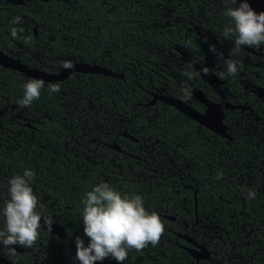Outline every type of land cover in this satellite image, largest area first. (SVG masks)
Listing matches in <instances>:
<instances>
[{
    "label": "flooded vegetation",
    "instance_id": "af4514ba",
    "mask_svg": "<svg viewBox=\"0 0 264 264\" xmlns=\"http://www.w3.org/2000/svg\"><path fill=\"white\" fill-rule=\"evenodd\" d=\"M66 2L0 0V52L26 68L52 75L61 70V61L95 65L116 76L121 75L75 72L63 80L45 82L48 86L59 83L61 87L54 96L52 105L55 109L49 112L38 109V126L43 129L47 121L66 133L59 136L56 130L55 136L46 139L45 133L38 131V137L45 145L61 143L62 149L71 157L79 156L91 165L98 164L104 171L107 165L117 166L119 170L122 165L146 166L150 172L155 166H161L166 177H171L169 168H164L173 167L180 181V188L175 191L179 199L171 202L172 205L165 200L164 205L145 207L157 212L165 223L160 242L141 251L129 250L124 264H264V99L257 96V89L264 90L263 46L235 49L233 40L226 39L232 47L222 53L225 58L237 61L238 66L237 76H230L217 57L210 61L202 58L203 34L197 26L202 17L200 14L195 15V23L187 22L190 27L185 30L196 36L194 47L191 43L170 41L164 46H155L150 36L122 35L120 28L112 37L103 32L100 44L96 46L99 50L97 63L94 59L86 61L78 53L74 54L75 50L81 52L80 49L68 45L72 38L57 29L58 14H50L56 5ZM119 4L120 0L100 2L104 27L111 24L107 16H122L115 13L122 8ZM17 16L21 18L20 22L13 24ZM135 17L137 15H126L127 19ZM169 17L165 19L164 16V25H170L172 18ZM117 21L113 24L117 25ZM148 25V28L154 27L150 21ZM13 28L17 29L16 38L11 35ZM212 41L219 46V41ZM96 47H86V51ZM141 52L146 57L143 56L140 62ZM115 53L117 57L113 55ZM189 61L196 64L197 70L201 66L208 67L217 80L208 83L202 75H186ZM140 67L147 71V87L142 90L143 94L133 95L130 109L124 110L121 106L115 110L107 109V79L123 82L124 69ZM97 76L102 77L99 81L100 101L98 108L92 109L91 102L95 104L97 100L95 94L76 90L81 83L87 85L88 81H96ZM21 77L17 80L22 83L29 79ZM185 84L193 89V98L188 102L181 93ZM65 89L68 90L66 95ZM158 96L177 101L182 111L160 101ZM223 104L221 125L228 139L219 135L218 121H215L219 115L215 107ZM91 113L99 114L97 125L87 124ZM79 115L83 121L78 120ZM108 173L88 176L119 187L122 174L112 175L113 170ZM154 177L152 173L144 176L151 181ZM1 178L0 207L7 199L8 180L12 176L1 174ZM248 190L255 191L254 200L246 198ZM33 192L39 199L37 211L54 221L51 232L42 219L36 243L31 248L11 246L16 249L14 256L0 244V264H80L75 241L77 237L82 238L87 246L89 238L83 231L82 215L72 212L78 207L61 205L42 190L33 188ZM65 212L70 213V218L64 216ZM3 226L4 218L0 215V229ZM191 250L196 252V258L189 253ZM96 264L119 262L108 257Z\"/></svg>",
    "mask_w": 264,
    "mask_h": 264
},
{
    "label": "trees",
    "instance_id": "16d2710c",
    "mask_svg": "<svg viewBox=\"0 0 264 264\" xmlns=\"http://www.w3.org/2000/svg\"><path fill=\"white\" fill-rule=\"evenodd\" d=\"M66 1V3L56 5L50 14H58L57 29L63 31L67 38H72V42H69L68 45L76 46L80 49L81 52L75 50L74 54L78 53L86 61H92L93 59L95 62L98 61L99 50L96 46L100 44L104 31L112 37L117 35V31L120 28H122V35L131 34L139 38L150 36L154 40L155 46L161 47L167 41H170L176 44L187 42L186 44L189 45L191 43L190 45L194 47L196 36L194 33L186 32L185 30L190 27L187 22L195 23V15L200 16V14L202 17L200 24L197 26L203 34L201 54L204 61H210L216 57L209 51V46L217 43L213 42V39L219 41V46L220 44L222 45L221 47H216L218 52L227 53L234 46V44L231 46L230 42H225L226 39L230 41L233 38L226 37L223 34V29L229 22V18L224 16V12L226 8L235 6L232 0H127L128 2L120 0L119 5L122 8L115 13H119L122 16L120 18L107 16V21L111 23L107 24V27H104L103 13L99 9L100 2L107 0ZM126 15H137V18L127 19ZM164 16L166 17L165 19H168V16L172 18L169 20L171 22L169 26L164 25L166 22ZM150 18L153 20H149ZM174 19L178 21L175 23ZM115 21H117V25L113 24ZM149 21L153 23V28H148ZM86 47H96V49L86 51ZM113 55L118 56L117 53ZM127 56H131V54L127 53ZM143 56L146 57V54L143 52L139 53L140 62ZM121 58L125 61L127 60L125 57ZM146 72V69L141 67L139 69L129 68L123 70V82L108 78L106 91L107 109L115 110L120 106L124 110L130 109L131 107L129 108V106L133 101V95L137 93L143 94L142 90L147 87ZM20 78L22 77L17 72L0 67V103H3V105H18V101L24 95V83L17 80ZM101 78L97 76L96 81H88L87 85L80 84V92L83 93L86 90L89 94H95L97 98L95 104L93 101L91 102L92 109H97L99 105L101 94L99 81ZM63 92L67 94L68 90L65 89ZM41 94L38 100H34L30 106L24 108L34 120L38 119V109H45L46 112H49L50 109H55L52 104H54L53 100L56 98L54 97L56 93L49 95L47 83H45ZM118 95L122 98H118ZM63 98L66 102L67 99ZM78 120L83 121V117L79 115ZM7 122H12V125L7 124ZM99 122V114L94 115L91 113L90 123L87 122V124L97 125ZM18 123L11 121L0 111V174L13 177L17 174L23 175L25 169H30L35 173L30 181L31 186L47 193L61 205L78 207L77 210L72 211L73 214L78 212L81 217L83 213L81 200L86 192L100 182L99 178L95 179L88 175H108L111 170H113L112 175L122 174L120 176L122 180L119 183L120 186H112L113 189L121 194L141 196L145 207L152 208L153 206L164 205L165 200L172 205L171 202L179 199V194L175 193V191L179 190L180 181L172 166L164 168H169L168 173H170L171 177H166V172L161 169V166H155L154 171L150 172L147 171L146 166L129 165L128 167L122 165V170H119L117 166L107 165V170L104 171L103 168L91 165L84 159L78 158L79 156L71 157L68 151L62 149L61 143H58V146L45 145V142L38 137V131H43L46 139L55 136L56 130L59 131V136L66 133L61 127L57 128L56 124L45 121L43 129H41L35 123L30 135L22 131L29 129ZM143 124L148 125L146 122ZM107 138L109 139L108 133ZM149 173L155 176L152 181L144 178ZM137 174L138 177H135ZM140 175L144 176L141 177ZM148 181L150 182L148 183ZM69 215L70 213L68 214V212L64 214L67 219ZM64 222H66V219Z\"/></svg>",
    "mask_w": 264,
    "mask_h": 264
},
{
    "label": "clouds",
    "instance_id": "9594fccd",
    "mask_svg": "<svg viewBox=\"0 0 264 264\" xmlns=\"http://www.w3.org/2000/svg\"><path fill=\"white\" fill-rule=\"evenodd\" d=\"M234 7L226 8L224 16L229 18L223 29L226 37H232L234 48L242 46L260 48L264 45V12L256 13L246 0L237 6V0H232ZM20 17L12 23L18 24ZM22 31V30H21ZM11 35L17 37V29L13 28ZM209 51L216 55L224 64L230 76H237V61L225 58L218 52L215 45L209 46ZM60 68L73 70L75 65L71 61H61ZM211 70L201 66L197 70L196 64L189 61L186 66V75H209ZM45 87L42 79L29 78L23 84L24 95L18 101L20 108L30 106L38 100ZM59 83L48 86L49 95L60 91ZM184 101L193 98V89L185 84L181 88ZM35 173L25 169L23 175H15L8 180L7 199L0 207V215L4 218V226L0 229V244L8 249V254L14 256L16 249L11 246L19 245L31 248L39 237L41 220L51 232L53 219L43 216L37 211L39 199L33 192L30 181ZM247 199L254 200L256 193L248 190ZM83 205L82 221L84 234L89 238L85 246L84 240L77 237L76 258L80 264H96L98 261L111 257L124 264L131 249L141 251L148 245L156 246L165 231V224L155 211L149 212L144 206L141 196L136 194H121L113 189L109 183L100 182L85 193L81 200Z\"/></svg>",
    "mask_w": 264,
    "mask_h": 264
},
{
    "label": "water",
    "instance_id": "95a60500",
    "mask_svg": "<svg viewBox=\"0 0 264 264\" xmlns=\"http://www.w3.org/2000/svg\"><path fill=\"white\" fill-rule=\"evenodd\" d=\"M241 2H243V0H237V6ZM246 2L249 3L251 8L256 13L264 12V0H246ZM262 46L264 48V45H262ZM73 64L75 65V68L73 70L61 69L57 74L52 75V74L44 73V72H41L38 70L26 68L24 65L20 64L17 60H13L10 57L3 54L2 52H0V67H2L3 69H9V70L18 72L19 74H21L25 78L42 79L44 82L60 81V80H63L64 78H66L69 74L75 73V72L76 73H85V74L108 75V76H114V77H120L121 76V75L116 76L115 74L111 73L110 71H108L102 67H99V66L87 65V64H83V63H74V62H73ZM201 77L203 78V80L207 81L208 83L211 81L217 80V77H215L214 74H212L211 72L209 75L201 76ZM257 91H258L257 96L259 98L264 99V90L263 89L262 90L257 89ZM158 99L160 101L167 103V104H170V105L174 106L175 108H177L178 110L182 111V108L180 107V104L177 101H174V100L170 101V98L168 99V98H165L162 96H158ZM215 108H217V110L219 111L218 120H216V118H215V121H218V133L220 136H223V137L228 139L227 135L224 132V127L221 125L222 111L225 108V104L218 105ZM195 120H197V119H195ZM182 238L193 244V242L189 238L184 237V236ZM189 253L193 257H195L194 254L196 252L194 250H191Z\"/></svg>",
    "mask_w": 264,
    "mask_h": 264
},
{
    "label": "rangeland",
    "instance_id": "374dc122",
    "mask_svg": "<svg viewBox=\"0 0 264 264\" xmlns=\"http://www.w3.org/2000/svg\"><path fill=\"white\" fill-rule=\"evenodd\" d=\"M80 89H81V87H78L76 92L78 90L80 91ZM0 111L2 112V114H5L11 121H14L15 123L19 122L18 124H22V125L26 124V126L29 128V130H22L25 134L31 135L32 130H33L31 127L35 123L38 124V119H35V120L32 119L30 117V114L24 108H20L18 105H15V104L3 105V103H0ZM7 124L12 125V123H10V122H7ZM23 126L25 127V125H23ZM29 126H31V127H29ZM97 166H99V165L97 164ZM1 179L2 178H1V174H0V180ZM149 212H151V211H149ZM168 214L172 215L171 213H168ZM170 227H172V226H170ZM178 230H179V228H178Z\"/></svg>",
    "mask_w": 264,
    "mask_h": 264
}]
</instances>
